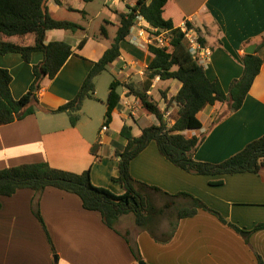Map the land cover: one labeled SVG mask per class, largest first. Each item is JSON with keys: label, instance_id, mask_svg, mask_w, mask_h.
<instances>
[{"label": "crops", "instance_id": "crops-1", "mask_svg": "<svg viewBox=\"0 0 264 264\" xmlns=\"http://www.w3.org/2000/svg\"><path fill=\"white\" fill-rule=\"evenodd\" d=\"M60 1L61 5L49 1L51 16L72 22L68 15L77 12L82 17L77 23L86 33L88 19L96 13L92 7L95 0L90 3L74 0L77 6L70 4L72 0ZM136 1L105 0L104 9L116 17L104 18V24L115 25L117 29L119 15L127 14ZM172 2L183 19L180 25L189 23L211 52L204 66L207 77L217 79L228 92L232 81L242 74L245 49L252 44L258 46L264 35V0ZM144 24L148 25L146 21ZM83 39L85 43L78 49ZM1 40L18 42L17 38L6 36L0 37ZM46 41L66 42L74 54L54 78H43L37 92L38 103L31 104L33 114L0 126V170L41 162L75 173L89 169L95 186L108 188L115 194L124 193L112 180L118 174L114 152L126 145L120 131L127 126L133 136H139L143 128L156 124L155 117L141 108L127 85L141 88L152 54L147 47L135 46L128 40L120 43V57L110 64L124 77L118 81L122 88L117 91L120 101L112 112L107 131L102 132V126L93 127L92 120L104 119L105 111L86 112L85 100L74 127L66 113L50 111L76 96L94 62L108 48H101L94 58L86 53L93 39L88 35L80 38L77 32L66 30H49ZM42 58L41 52H34L26 63L15 53L0 55V68L8 70L12 77L13 98L19 99L29 90L34 78L32 69ZM180 87L177 80L156 78L148 92L161 110L166 109L164 118L168 125L174 123L177 108L174 105L166 108L155 92L167 90L170 99ZM229 109V103L205 107L198 115L201 129L184 132L189 138L204 135L194 154L195 160L223 162L264 135V61L241 108L233 113ZM129 171L135 181L169 195L187 193L200 199L240 231L202 210L181 220L172 212H165L153 227L137 226L129 213L118 219L113 230L105 226L99 213L84 210L74 194L46 188L36 195L30 189H20L11 197L0 198V264H139L132 248L146 264H257V256L264 262V230L251 231L255 225L264 223V166L257 174L192 175L170 163L151 142L130 162ZM218 180L223 184H210ZM154 194V203L160 206L173 201L160 192ZM32 205L39 210L46 230L33 216ZM163 217L167 219L166 226L161 224Z\"/></svg>", "mask_w": 264, "mask_h": 264}, {"label": "trees", "instance_id": "trees-1", "mask_svg": "<svg viewBox=\"0 0 264 264\" xmlns=\"http://www.w3.org/2000/svg\"><path fill=\"white\" fill-rule=\"evenodd\" d=\"M49 1L0 0V37L18 39V42L1 40L0 55L15 53L26 63L30 62L34 52H41L43 55L41 62L32 69L34 78L29 90L19 99L13 98L11 94L10 73L0 68V126L33 114L31 104L38 103L37 92L43 78H54L67 59L74 54L71 45L66 42L46 41V33L49 30H66L72 33L83 30L80 25L71 21L54 19L49 12ZM53 1L61 5L60 0ZM82 1L90 3L94 0ZM176 11L172 0H137L127 14L119 15L116 35L110 47L98 61L94 62L76 96L65 105L50 111L66 113L71 126H76L84 100L96 99L95 78L120 57V43L128 40L131 27L138 16L143 17L151 27L168 31L171 50L167 52L165 49L149 46L148 51L153 57L144 73L141 88L135 89L127 85L129 93L139 101L141 108L155 117L156 124L143 128L139 136H133L131 128L127 126H123L120 131L126 145L122 150L114 152L113 156L118 159V174L112 180L124 189V193L115 194L108 188L95 186L89 169L75 173L56 169L47 162H41L1 169L0 198L11 197L20 189H30L37 195L46 188H55L76 195L84 210L99 213L105 226L113 230L118 219L129 213L134 215L137 226L147 227L165 212H172L177 220H181L193 217L202 210L215 215L224 225L240 231L237 226L226 221L220 213L205 205L200 199L187 193L169 195L156 187L135 181L129 171L130 162L151 142L156 144L159 153L170 163L192 175L257 174L264 166V135L249 142L242 150L223 162L213 164L194 159L204 135L189 138L184 134L186 131L201 129L198 115L209 105L229 103V113L241 108L264 61V35L261 36L254 54L242 56V74L232 81L228 92H225L220 82L217 79L210 80L204 66L199 65L191 56L188 42L180 30L183 19ZM187 26L191 27L189 23ZM100 31L107 37V29L104 26ZM84 43L85 39L80 42L78 49H81ZM200 43L205 46L203 39H200ZM156 78L160 81L177 80L181 83L178 92L170 99H167V90L160 92L166 108L173 105L177 108L175 121L171 125H168L164 118L166 109L161 110L158 102L148 94ZM119 86L121 83L116 80L109 86L104 117V124L107 126L111 122L113 110L120 101L117 92ZM210 184L222 185L223 181L218 180ZM158 192L173 201L157 206L153 195ZM177 199L180 202H177ZM31 211L46 230L39 210L32 205ZM259 230H264V223L255 225L251 231ZM131 251L137 262L142 261L138 252L133 248ZM257 264H264L258 256Z\"/></svg>", "mask_w": 264, "mask_h": 264}, {"label": "rangeland", "instance_id": "rangeland-1", "mask_svg": "<svg viewBox=\"0 0 264 264\" xmlns=\"http://www.w3.org/2000/svg\"><path fill=\"white\" fill-rule=\"evenodd\" d=\"M70 4L72 6H77L76 1H74V0H72L70 2ZM92 7L94 9H96V13H95V15H92L89 17L88 27L86 26V28H87L86 33L82 32L80 30L77 32V35L80 38H82L85 35H88L89 37H91V39H93V41L90 43V46H89L88 50L86 51V53L89 54L90 56H93L94 58H96L97 54L101 51V48H109L110 47L111 42L113 41V39L116 35V30H117L115 25L106 26L103 22V19L104 18L108 19L110 16L115 18L116 16H114L113 14H110L107 9H104L105 8V0H95L94 3L92 4ZM68 18L70 20H72V22L77 23L78 21L80 22V19L82 17L79 16V14H77V12H75V14L70 13L68 15ZM103 25L107 28V37H105L101 34L100 28ZM108 68L111 70H108ZM115 79L117 81H123L124 77L121 75H118V69L113 67V65H109L107 67V70L103 71L99 76H97V78L95 80L96 89H95V93H94V96L97 99H92V100L86 99L85 100L86 112L93 113V109H96V111H99L101 113L104 111L106 112L105 102H106V99L108 96L109 86ZM170 82H174V81H170ZM174 83H176V82H174ZM121 90H122V88L120 86L117 87V91L120 92ZM155 97L156 98L158 97V100H160V102L163 101L162 97L159 93L155 92ZM100 99L102 102L100 101ZM163 104H165V103L163 102ZM165 106H166V104H165ZM92 124H93V127L100 128L101 126L104 125V119L102 117H101V120H100V118H98V119L94 118L92 120ZM131 125H133V123H131ZM155 204L160 206L159 205L160 203H158V202H156ZM131 215H133V214H131ZM128 217H131V216H128ZM132 217H134V215ZM130 220H132V218H130ZM166 221H167V219L163 217L161 219V222H162L161 224L166 226V224H167ZM158 222H159V220L158 221L156 220V221L152 222V224H150L149 226L153 227V225L155 223H158Z\"/></svg>", "mask_w": 264, "mask_h": 264}, {"label": "built area", "instance_id": "built-area-1", "mask_svg": "<svg viewBox=\"0 0 264 264\" xmlns=\"http://www.w3.org/2000/svg\"><path fill=\"white\" fill-rule=\"evenodd\" d=\"M113 2L121 0H111ZM144 19L138 16L131 27L128 41L138 47H149L154 46L160 49H165L167 52L171 50V40L168 31L159 30L151 27L149 24H144ZM180 30L184 34V37L189 45V51L191 56L197 61L199 65L205 66L207 63L210 50L204 47L200 43V37L194 28L188 27L185 22L180 25ZM136 31V33H133ZM108 126L103 125L101 128L102 132L107 131Z\"/></svg>", "mask_w": 264, "mask_h": 264}, {"label": "water", "instance_id": "water-1", "mask_svg": "<svg viewBox=\"0 0 264 264\" xmlns=\"http://www.w3.org/2000/svg\"><path fill=\"white\" fill-rule=\"evenodd\" d=\"M257 45L256 44H252L249 45L246 49H245V54H254L255 53V49H256ZM248 234V233H246ZM139 264H146L143 261H140Z\"/></svg>", "mask_w": 264, "mask_h": 264}]
</instances>
